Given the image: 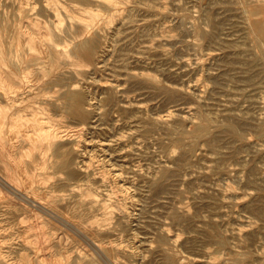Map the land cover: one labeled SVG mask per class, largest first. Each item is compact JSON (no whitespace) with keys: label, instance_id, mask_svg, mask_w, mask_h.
<instances>
[{"label":"rangeland","instance_id":"374dc122","mask_svg":"<svg viewBox=\"0 0 264 264\" xmlns=\"http://www.w3.org/2000/svg\"><path fill=\"white\" fill-rule=\"evenodd\" d=\"M24 1L0 0L3 70L18 86L9 96L0 90V103L21 109L3 133L24 165L7 160L12 183L55 224V256L264 264L262 0ZM49 33L61 49L92 48L79 51L81 65L67 59L46 72ZM69 88L81 93L82 115L66 107ZM39 107L62 134L44 152L43 142L31 145ZM15 200L6 217L25 204Z\"/></svg>","mask_w":264,"mask_h":264},{"label":"bare ground","instance_id":"6f19581e","mask_svg":"<svg viewBox=\"0 0 264 264\" xmlns=\"http://www.w3.org/2000/svg\"><path fill=\"white\" fill-rule=\"evenodd\" d=\"M27 1V0H25ZM24 1V2H25ZM30 1V0H29ZM113 0H111L112 2ZM115 1V0H114ZM151 2V1H150ZM264 3V0H262ZM110 4V0L107 2ZM116 3V1H115ZM74 4V3H73ZM72 4V5H73ZM113 4V3H112ZM25 5V3L23 4ZM32 5V4H31ZM77 5V4H76ZM27 6V4H26ZM19 7V6H18ZM22 7V6H20ZM28 7V6H27ZM24 8V7H23ZM20 9V8H19ZM80 9V8H79ZM254 9V8H253ZM57 10V9H56ZM80 11V10H79ZM255 11V10H254ZM259 11V10H258ZM55 12V11H54ZM264 12V11H263ZM58 14V13H57ZM87 15L89 18L94 19L97 17V14L92 11H87ZM57 17V16H56ZM71 17V16H70ZM76 18V17H75ZM80 18V17H79ZM58 19V18H57ZM78 19V18H76ZM37 20V19H36ZM39 20V19H38ZM82 20V19H81ZM86 20V19H84ZM253 21V20H252ZM62 22V21H61ZM60 22V23H61ZM89 22V21H87ZM91 22V21H90ZM89 22V23H90ZM89 23H84V26L89 25ZM31 24V23H30ZM78 24V23H75ZM92 24V23H91ZM23 25V24H22ZM83 26V27H84ZM90 26V25H89ZM255 26V25H254ZM257 26V25H256ZM22 27V26H21ZM69 26L68 28H70ZM258 27V26H257ZM264 28V26H263ZM22 30V29H21ZM28 30V29H27ZM57 30V29H56ZM43 31V30H42ZM70 31V30H68ZM90 31V30H89ZM47 32H53V30H48ZM25 33V32H24ZM31 36V34H28ZM33 36V35H32ZM31 36V37H32ZM35 37V36H34ZM212 37V36H211ZM42 38V36H41ZM45 46H46V60L48 63V70L46 72L53 71L55 69H59L61 67V64L70 61L73 65H81L82 64V56L79 51H81L84 48H92L90 46L89 42H83L76 46H74L73 49H61L57 46L56 42L53 39V36L51 33L45 34ZM36 39V37H35ZM38 40V39H37ZM47 41V42H46ZM115 43V42H114ZM66 44V43H65ZM87 44H89L87 46ZM37 45V44H36ZM72 45V44H71ZM39 49V48H38ZM10 58V57H9ZM68 59V60H67ZM13 61V60H12ZM30 62V61H29ZM17 63V62H16ZM26 64V63H25ZM6 65V62L4 58L0 54V90H3L1 95H8L13 94L14 91L17 89V84L13 80V72H5L3 70V66ZM17 65V64H16ZM14 67V66H13ZM17 67V66H16ZM2 68V69H1ZM15 68V67H14ZM36 68V67H34ZM30 69H27V71ZM26 73V72H25ZM23 74V73H22ZM30 76V75H29ZM26 77V76H23ZM60 79V78H59ZM28 81V79H27ZM26 81V82H27ZM29 82V81H28ZM83 94V93H82ZM15 96V95H14ZM62 98L64 99L65 104L67 105L68 109L73 111L75 114H81L82 111L79 108V100L82 99L81 93L78 91H73L70 88L62 95ZM20 102V101H19ZM18 103V102H17ZM13 104V103H12ZM20 108H15L13 105H9L7 103H0V158L4 163L5 168L7 169V179L0 176V183L3 185L2 187H5L6 190L13 194H0V204L2 205V208H0V264H66V261L64 260L65 257H57L55 256L54 249L52 250L51 247H53L50 244V241L52 239V235L54 234L52 232V229L55 228L54 226L49 227L48 223L51 222V219L46 218L43 214L47 213L43 209V207L40 205V202L37 201V198L31 197L28 194L20 193L19 189L17 188V183L14 181L15 185L12 183L13 180H16V175L11 171L10 166L8 165L7 160H13L17 164H20L22 162L21 156L17 159L15 153L11 151L10 149H6L5 147V141H4V133H3V127H5V120L8 117H13L14 115H18ZM84 115V114H83ZM86 116V115H85ZM16 117V116H15ZM23 117V116H22ZM30 118V117H29ZM14 119V117H13ZM33 130L35 136L31 139V145L35 149L37 147V144L40 142H43L44 148L43 152L47 149H50L52 144L56 142L62 134L58 131V129L55 128V126L52 124L51 117L47 111L46 107H39L33 112ZM29 125V124H28ZM31 127V126H30ZM29 128V126L27 127ZM10 129V128H9ZM24 129V128H23ZM9 131V130H8ZM15 131V130H14ZM14 131H12L10 134H12ZM17 131V130H16ZM15 131V132H16ZM24 131V130H23ZM22 132V131H21ZM28 132V131H27ZM77 132V131H76ZM8 133V132H7ZM17 133V132H16ZM24 133V132H23ZM62 133V132H61ZM22 136V133H20ZM67 134V133H66ZM24 135V134H23ZM26 135V134H25ZM10 136V135H9ZM28 136V135H27ZM32 136V135H31ZM18 137V135H17ZM30 137V135L28 136ZM12 139V138H11ZM15 136L13 137V140L15 142ZM27 139V138H26ZM10 142V141H9ZM13 142V143H14ZM15 144V143H14ZM12 145V143H11ZM64 145V144H63ZM10 145H8L9 147ZM15 147V146H14ZM9 148H12L11 146ZM58 148V147H57ZM13 149V148H12ZM41 149V151H42ZM56 150V149H55ZM25 153V152H24ZM27 153V152H26ZM25 153V155H26ZM24 155V156H25ZM5 158V159H4ZM43 159V158H42ZM26 162V161H25ZM14 164V163H13ZM16 164V165H17ZM14 166L15 169L17 166ZM22 164H20L21 167ZM24 167V165H22ZM63 166V165H62ZM19 168V167H18ZM113 168V167H112ZM82 169V168H81ZM23 170V169H22ZM24 173V171H22ZM25 170V169H24ZM17 171V169H16ZM20 172V171H19ZM18 173V171H17ZM20 173V174H22ZM26 173L24 174V176ZM28 175V174H27ZM26 175V176H27ZM38 175V174H37ZM20 176V175H19ZM8 177L11 179L8 180ZM37 177V176H36ZM28 178V177H27ZM26 179V178H25ZM29 180V179H28ZM31 180V179H30ZM23 181V180H22ZM27 181V180H24ZM23 181V182H24ZM29 182V181H28ZM32 182V180L30 181ZM19 183V182H18ZM26 183V182H25ZM37 183V182H36ZM27 187V185H25ZM19 187V186H18ZM21 187V186H20ZM19 187V188H20ZM3 188H1L2 190ZM28 189V188H26ZM5 190V189H4ZM5 190V191H6ZM32 190V189H31ZM25 191V190H23ZM3 192V191H1ZM17 193V194H16ZM20 193V194H18ZM91 194V193H89ZM88 194V195H89ZM33 196V194H32ZM96 198V197H95ZM15 199L22 200L25 204H23L21 209H17V214L13 217H6L5 214L7 213V210H10L11 207H15L13 201ZM60 200V199H59ZM16 201V200H15ZM21 201V202H22ZM27 205H31L38 209V211H35L34 208L32 210H27ZM11 206V207H10ZM2 209V210H1ZM31 209V208H30ZM48 209V208H47ZM34 210V211H33ZM25 213V215H23ZM53 213V212H52ZM48 214V213H47ZM51 214V213H50ZM55 214V213H54ZM46 215V214H45ZM57 215V214H56ZM52 216V214H51ZM58 216V215H57ZM60 217V216H59ZM50 218V216H49ZM56 218V217H54ZM61 218V217H60ZM31 219L32 221H29ZM61 221V220H60ZM54 222V221H53ZM64 222V221H61ZM16 223H23V229L18 230L15 226ZM59 223V222H58ZM66 224V223H65ZM69 227V226H68ZM75 227V226H74ZM77 232V231H76ZM18 235L19 240L13 241L14 236ZM32 236V238H31ZM58 236V235H57ZM56 236V237H57ZM63 236V235H60ZM59 236V237H60ZM58 237V238H59ZM55 238V237H54ZM84 238V237H83ZM87 241V240H86ZM60 241L58 239L56 247L61 246L59 244ZM104 245V244H103ZM105 246V245H104ZM88 247V246H87ZM95 247L100 249V246L98 244H95ZM106 247V246H105ZM82 248V247H81ZM94 248V247H93ZM49 249V251H48ZM120 250V249H119ZM122 250V249H121ZM81 251V250H79ZM78 251V253H79ZM86 251V250H85ZM94 251V250H93ZM92 251V252H93ZM96 251V250H95ZM57 252V251H56ZM83 252V251H81ZM76 254L78 255L77 258L84 259L83 253ZM98 252V251H96ZM101 252V249L99 250ZM98 252V253H99ZM60 253V252H59ZM86 253V252H85ZM89 253V252H88ZM91 254V252L89 253ZM102 254V253H100ZM110 254V253H109ZM60 255V254H59ZM70 255V254H69ZM75 255V256H76ZM86 255V254H85ZM105 255V254H104ZM71 256V255H70ZM67 257V256H66ZM79 258V259H80ZM67 259V258H66ZM106 260V259H105ZM78 261V260H77ZM76 261V262H77ZM117 262V261H116ZM68 264V263H67Z\"/></svg>","mask_w":264,"mask_h":264}]
</instances>
